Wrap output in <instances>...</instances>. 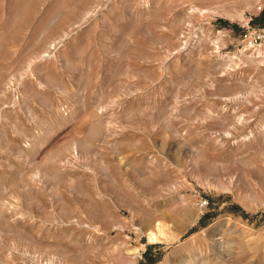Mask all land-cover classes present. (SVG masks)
<instances>
[{
    "label": "rangeland",
    "instance_id": "1",
    "mask_svg": "<svg viewBox=\"0 0 264 264\" xmlns=\"http://www.w3.org/2000/svg\"><path fill=\"white\" fill-rule=\"evenodd\" d=\"M262 30L264 0H0V264H264Z\"/></svg>",
    "mask_w": 264,
    "mask_h": 264
},
{
    "label": "bare ground",
    "instance_id": "2",
    "mask_svg": "<svg viewBox=\"0 0 264 264\" xmlns=\"http://www.w3.org/2000/svg\"><path fill=\"white\" fill-rule=\"evenodd\" d=\"M168 237L170 238V236H168L165 233V231L163 230L162 225H157V227L155 228V230L154 231H151L147 235V239L150 242H163L164 240H167Z\"/></svg>",
    "mask_w": 264,
    "mask_h": 264
},
{
    "label": "built area",
    "instance_id": "3",
    "mask_svg": "<svg viewBox=\"0 0 264 264\" xmlns=\"http://www.w3.org/2000/svg\"><path fill=\"white\" fill-rule=\"evenodd\" d=\"M257 39H264V30L260 31V32L257 34Z\"/></svg>",
    "mask_w": 264,
    "mask_h": 264
}]
</instances>
